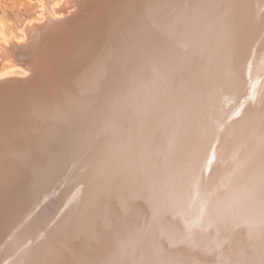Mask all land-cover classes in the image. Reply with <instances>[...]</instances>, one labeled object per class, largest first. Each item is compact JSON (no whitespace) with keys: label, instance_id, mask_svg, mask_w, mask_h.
Masks as SVG:
<instances>
[{"label":"bare ground","instance_id":"bare-ground-1","mask_svg":"<svg viewBox=\"0 0 264 264\" xmlns=\"http://www.w3.org/2000/svg\"><path fill=\"white\" fill-rule=\"evenodd\" d=\"M54 8L55 16L43 10L42 20L25 24L20 41L7 36L0 39V214L5 215L0 228L7 240L3 264L36 263L37 254L41 256L38 264L65 260V264H134L118 238L101 223L94 229L96 243L85 239L83 230L90 221L81 196L94 189L80 178L75 163L81 162L83 153L94 156L92 142L105 134L114 136L108 111L120 95L140 88L141 80L150 79L152 87H158L155 81L161 74L189 63H202L206 74L200 80L205 78L208 83L202 86L204 92V88L211 93L217 89L228 99L221 100L217 120L202 138L211 173L224 176L222 164L233 160L251 175L264 178V108L256 111L251 104L257 94L246 99L251 109L245 114L240 106L244 97L230 88L223 92L225 86L214 81L223 75L222 33L242 26L245 14L240 0H61ZM16 68L24 73L14 72ZM256 83L263 99L264 83ZM157 126L153 138L163 133V127ZM256 135L260 141L254 140ZM52 170L61 174L62 189L50 183ZM124 174L115 177L113 191L104 189L107 195L119 188L118 193L125 195L121 192L127 186ZM127 189L134 198V191ZM57 191L61 214H53L51 201H46ZM239 195L220 202L230 210L215 208L212 216L221 212L212 221L198 218L192 224L190 218L182 220L192 238L193 231L200 235L191 240L196 254L216 257L229 245L233 226L223 214H240L246 209V197ZM184 234L181 230L166 240L176 245ZM68 236L73 237L69 244L75 251L65 255L63 243Z\"/></svg>","mask_w":264,"mask_h":264},{"label":"rangeland","instance_id":"rangeland-1","mask_svg":"<svg viewBox=\"0 0 264 264\" xmlns=\"http://www.w3.org/2000/svg\"><path fill=\"white\" fill-rule=\"evenodd\" d=\"M59 1L0 0V39L7 36L20 41L25 36L22 32L25 24L42 20L43 10L55 16L54 7ZM240 4L245 14L240 20L242 26L222 33L220 49L224 51L225 64L221 65L220 79L223 80L214 78V81L218 79L225 86L223 92L230 88L244 97L240 106L246 109V114L251 109L249 105L247 109L246 99H251L254 93L257 94L255 104L251 102L254 110L264 108V97L260 98L259 90L254 87L257 81L259 85L260 81L264 83V0H240ZM257 29L261 31L257 33ZM14 72L22 74L24 70L16 68ZM203 74L206 73L201 62L189 63L176 71L172 69L170 74H161L155 81L158 87H152L154 81L149 82L150 79L141 80L140 88L120 95L113 104L114 109L108 112L112 113L109 123L114 136L108 138L105 134L96 143L92 142L95 157L83 153L81 162L77 159L79 163H75L81 171L80 178L94 189L93 197L86 190L81 196V205H85L90 221L83 230L85 239L96 243L94 229L101 223L118 238L122 251L134 258V264H264V178L251 175L245 166H238L233 160L222 164L224 176L211 173L202 138L210 134L211 124L219 115V103L227 95H221L217 89L211 93L204 88L207 93L204 92L202 86L208 83L205 78L200 80ZM155 123L163 127L162 135L157 138H153ZM130 124L132 129L128 128ZM118 126L126 128L118 130ZM262 129L264 132V126ZM254 140L260 141V136L256 135ZM125 172L123 182L127 186L121 191L125 195L118 193L120 188L107 195L104 189L111 187L113 191L115 177ZM60 175L55 170L48 174L50 183L54 182V186L57 183L58 189L63 186ZM128 187L134 191V198L127 194ZM59 192L54 198L50 199L52 193L46 199L51 201L53 214L62 213ZM239 194L246 197V209L240 214L239 211L235 215L223 214V219L233 226L229 245L216 257L196 254L191 250V240L200 235L193 231L192 238L182 220L190 218L192 224H197L198 218L210 221L221 212L212 216L215 210H230L220 202ZM1 215L4 222L5 215ZM60 225L59 230L64 224ZM181 230L185 232L183 241L171 245L169 239ZM72 238L68 236L63 243L65 255L75 251L69 244ZM6 242L0 228V264L4 263ZM185 242L187 246H182ZM39 257L37 254V262L32 264L41 263Z\"/></svg>","mask_w":264,"mask_h":264}]
</instances>
